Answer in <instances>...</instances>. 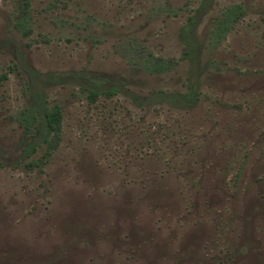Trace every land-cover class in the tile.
<instances>
[{"label": "rangeland", "instance_id": "374dc122", "mask_svg": "<svg viewBox=\"0 0 264 264\" xmlns=\"http://www.w3.org/2000/svg\"><path fill=\"white\" fill-rule=\"evenodd\" d=\"M199 1L29 0L21 35L0 0V264H264V0ZM232 2L244 13L213 41ZM145 53L173 63L149 72ZM52 71L120 90L49 83L59 138L27 155L24 84ZM194 78L189 105L146 101Z\"/></svg>", "mask_w": 264, "mask_h": 264}, {"label": "trees", "instance_id": "16d2710c", "mask_svg": "<svg viewBox=\"0 0 264 264\" xmlns=\"http://www.w3.org/2000/svg\"><path fill=\"white\" fill-rule=\"evenodd\" d=\"M212 0H200V6ZM196 8L194 9V12ZM194 12L186 17L181 27L182 33V52L181 56L191 60L195 56V42L192 37V26L194 24ZM244 13L240 2H232L222 7L215 16L209 37L213 41L220 39L225 32L234 24V22ZM29 0H16L12 11V26L21 35H26L29 30ZM143 67L149 72H159L170 68L173 60L151 53H145L141 56ZM196 77V76H195ZM72 82L78 85L80 91L85 93L88 100L93 101L98 94H112L120 90L119 85L102 83L94 78H88L83 71H52L45 73H29L27 82L24 84V94L26 95V104L18 110L16 114L17 121L22 126V130L27 140H25L23 149L25 154H30L35 147L44 143L41 157L49 155L59 138V126L61 110L58 104H47L44 97L45 87L52 82ZM197 80H191L184 91L166 92L162 89L153 91L146 96V101L150 98L155 100H166L169 103L189 105L193 103L198 96ZM132 96L133 94H130ZM135 103L139 101L132 96ZM41 160V158H39Z\"/></svg>", "mask_w": 264, "mask_h": 264}]
</instances>
